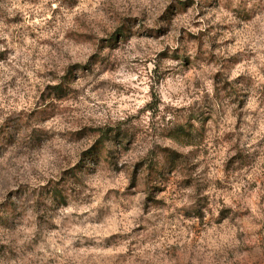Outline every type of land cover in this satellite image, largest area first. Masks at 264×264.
<instances>
[{
    "label": "clouds",
    "instance_id": "obj_1",
    "mask_svg": "<svg viewBox=\"0 0 264 264\" xmlns=\"http://www.w3.org/2000/svg\"><path fill=\"white\" fill-rule=\"evenodd\" d=\"M0 264H264V0H0Z\"/></svg>",
    "mask_w": 264,
    "mask_h": 264
}]
</instances>
